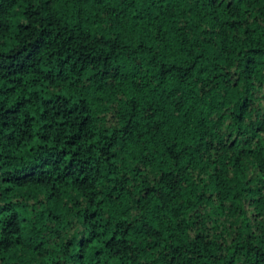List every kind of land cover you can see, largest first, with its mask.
Masks as SVG:
<instances>
[{"label":"trees","instance_id":"16d2710c","mask_svg":"<svg viewBox=\"0 0 264 264\" xmlns=\"http://www.w3.org/2000/svg\"><path fill=\"white\" fill-rule=\"evenodd\" d=\"M0 264H264V0H0Z\"/></svg>","mask_w":264,"mask_h":264}]
</instances>
